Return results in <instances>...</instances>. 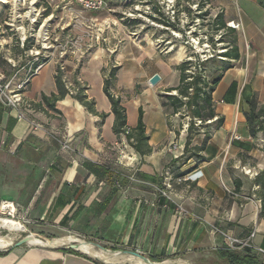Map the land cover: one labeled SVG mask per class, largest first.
<instances>
[{"label": "crops", "instance_id": "0c3cea01", "mask_svg": "<svg viewBox=\"0 0 264 264\" xmlns=\"http://www.w3.org/2000/svg\"><path fill=\"white\" fill-rule=\"evenodd\" d=\"M219 3L225 9V21L239 18L242 30L226 28L222 33L235 39L238 58L219 57L209 62V77L219 78L212 92L213 107L223 122L219 128L210 124L202 129L210 138L199 152L200 161L194 156L187 158L190 151L184 153L185 129L180 130V142L172 148L175 129L165 119L159 121L158 113L146 121L143 105L151 100L144 96L136 99V104L143 110L150 150L142 154L133 149L135 163L126 168V183L109 185L99 179L83 165L85 160L122 172L110 164L108 149L118 138L112 132L114 115L103 92L105 71L115 66L110 58L115 50L96 48L81 70L84 93L94 101L97 112L92 114L68 93L56 100L53 108L41 101L42 95L57 93L55 50L42 47L38 57L41 67L22 90L32 111L18 118L0 102V200L16 201L39 220L58 217L60 226L68 223V231L78 236L94 235L135 247L154 259L174 255L194 264H228L222 251L230 249L249 253L264 264V253L257 251L264 250V214L260 215V187L255 181L264 168V138L261 132L250 134L243 114L245 101L251 97L257 104L264 102V7L257 0ZM105 21L115 22L110 18ZM166 34L155 30L132 33ZM30 50L20 56L28 57ZM27 59L21 66L23 72L32 57ZM20 70L10 77L15 84L24 80ZM121 104H125L122 99ZM159 104L163 106L157 102V107ZM100 113L106 114L103 120ZM127 124L134 127L136 122ZM199 136L201 133L193 137L189 147L200 143L194 140ZM241 168L256 174L248 176ZM162 170L178 171L189 179L177 182L171 177L173 188L162 195L157 191L162 187ZM227 237L250 245L231 248ZM41 246L0 249V264H102L82 253Z\"/></svg>", "mask_w": 264, "mask_h": 264}, {"label": "rangeland", "instance_id": "374dc122", "mask_svg": "<svg viewBox=\"0 0 264 264\" xmlns=\"http://www.w3.org/2000/svg\"><path fill=\"white\" fill-rule=\"evenodd\" d=\"M107 2L111 9L110 12L92 14L81 9L74 0H0V73L4 79H9L17 73L18 69H21L19 75L25 79L26 72H23L21 66L28 60L27 58L32 56L29 51H27L28 57L20 56L22 55L19 50L21 48L20 41L24 37L28 38V44L32 51H39L38 57H40V50L43 49V35H50V48L55 50L53 58L56 59V65L60 63L63 66V75L71 86L74 85V78L82 85L81 70L85 68L88 54L91 51L98 47L114 49L115 51L110 58L112 64L118 68L115 71L116 78L111 86V91L125 102L127 121L131 122V125L135 124L139 106L136 104V99L147 96L153 104L150 102L148 105H143L146 121L153 115L156 116L157 113L159 121L165 119L166 124L175 129V139L171 143L172 148H174L180 142V130L185 129L188 119L180 114L174 116L168 106L159 104L157 107V102H161L164 96L168 94L165 92L166 88L177 84L179 73L176 67L179 63L186 59L194 61V55L198 57L199 55L201 57L208 56L210 53L217 55L222 50L223 44L217 43L213 50L210 43L205 40L209 35H171V29L166 30L164 27L155 24L137 26L135 21L121 18V11L129 7L128 3L131 0H107ZM106 18L114 19L115 22H107L105 21ZM135 30L139 32L146 30L166 31L167 34L132 35ZM106 31L114 32L116 35H102ZM191 31L202 33L203 30L199 29L197 23L193 25ZM16 41L19 44H16ZM63 48L67 49V52L60 57V51ZM12 53L15 57L11 56ZM66 58H68V62L65 61ZM208 66L209 63L206 69V74L209 76L211 69ZM112 68L109 66L105 74L108 75ZM154 74L159 75L160 79L152 85L149 83V79ZM93 91H96L95 86H93ZM172 93L175 92L170 94ZM153 120L155 123L156 119ZM202 129L199 127L201 136L194 139L195 142H200L203 138ZM194 136H196L195 130L193 131ZM133 149L122 135L108 149L109 159L112 160L110 164L121 168L123 173H127L126 168L132 167L126 163L128 162L127 157L132 155ZM7 157L15 158L14 156ZM240 171L248 176H252L254 173V171L244 168H241ZM160 173L163 181L166 173L163 170ZM172 178L176 179L177 177L172 175ZM172 188L171 183L167 190ZM33 191L34 189L31 191L32 194ZM4 200H10L17 204V210L13 217L1 214L0 217L11 218L24 226V231L19 232L11 244L27 234H31L38 241L73 235L85 241L98 243L111 251H138L152 260L146 251H141L135 247L117 245L108 239L94 235L78 236L73 231H68V223L60 226L56 222L58 217L46 216L43 220H39L38 217L28 215L16 201ZM8 235L9 232L0 227V236L6 237ZM27 244L41 246L30 240ZM10 245L1 250L7 249ZM86 256L101 262L96 258ZM166 259H182L189 264H194L174 255L156 260L161 262ZM129 263L132 264L128 260L121 262V264Z\"/></svg>", "mask_w": 264, "mask_h": 264}, {"label": "trees", "instance_id": "16d2710c", "mask_svg": "<svg viewBox=\"0 0 264 264\" xmlns=\"http://www.w3.org/2000/svg\"><path fill=\"white\" fill-rule=\"evenodd\" d=\"M257 1L264 7V0ZM132 2L133 0H131L128 4L130 5ZM214 26H216V29H226L225 19L222 15H218L216 17L214 20ZM227 36L228 35L221 34L215 38V35H209L207 38V42L210 43L213 49L217 43L223 44L221 47L222 51L217 53V55L214 54L203 61H200L198 56L194 55V58L196 59L195 61L192 59H186L179 63L176 67L179 73L178 84L174 87L166 88L165 92L168 94H166L161 101L163 106L171 108L172 114H180L182 117H187L188 119L185 127L186 137L184 142V153L190 151L187 158L194 156L198 161H200L201 156L199 152L204 149L208 139L210 138L209 132L204 130L202 132L203 138L200 143L189 147L193 140V131L195 130L196 134H198L199 127L206 128L210 124H213L215 128H219L223 122V117L216 115L212 100V92L214 91L219 78L218 76H214L212 78L209 77L206 74V69L207 64L213 60L212 58H238L235 39H229ZM16 44L19 43L16 41ZM29 48L30 45L28 44V38H26L19 50L20 52H23ZM117 68L118 67L114 66L103 80V92L110 102L111 112L114 115L112 132L117 138H120L123 135L134 150L143 154L150 150L148 146L149 137L145 133V124L143 122V110L141 107H138L136 125L134 127H129L127 124L126 109L121 104V98L119 96H115L111 91V86L116 78L115 71ZM62 76L63 72L60 70L59 66H57L55 74L57 93L51 94L50 96H41V101L48 107L53 108V103L69 92ZM73 87L75 92L71 96L78 100L90 113L97 114L94 107V101L88 100L86 94L84 93L85 87H83L78 81H75V85ZM173 91L175 94H170ZM245 103L246 109L243 111V114L245 116L250 134L254 135L256 132H261L264 138V102L257 104L254 97H251L246 100ZM99 116L103 120L106 117V114L100 113ZM83 165L94 172L99 179H105L109 185H112L114 181H118L120 184H124L128 181L127 174L123 172L119 173L116 168H113L110 165L95 164L87 160L83 162ZM171 174L174 177L184 176V173H178V171H173ZM255 181L260 187V215H263L264 168L256 174ZM113 191L114 189H109V193H112ZM66 251L81 254L74 250ZM84 256L87 257L86 255ZM222 256L227 259L228 264H262L257 257L249 253H241L230 249L222 251ZM152 260L154 262L159 261L154 258H152Z\"/></svg>", "mask_w": 264, "mask_h": 264}, {"label": "built area", "instance_id": "2783aa9c", "mask_svg": "<svg viewBox=\"0 0 264 264\" xmlns=\"http://www.w3.org/2000/svg\"><path fill=\"white\" fill-rule=\"evenodd\" d=\"M219 1L220 0H133L127 9L121 11V18L135 21L137 26L155 24L159 27H164L166 30L171 29V35H215V38H217L218 35L223 33L224 29H216V26H214V20L218 15H222L224 17L225 14V9ZM74 2L81 9L92 14L110 12L111 10L107 0H74ZM235 5L237 6V4ZM197 23L199 25V29L203 30L202 33L191 31L193 25ZM225 28L242 30V25L239 18L237 20H226ZM25 39V37L21 39V45H23ZM49 40L50 35H43L42 47L49 49L51 47ZM205 40L207 42V38ZM29 52L32 59L26 63V77L22 82L15 84L13 82V78L4 79L0 73V102L10 110L15 111L18 118H24L27 113L32 111L31 104L22 94L23 85L41 67V62L38 58L39 51L30 50ZM66 52L67 49L63 48L60 51V57L63 54H66ZM53 55L54 54H52V56ZM212 55L214 54L210 53V55H204L203 57L199 55L198 58L200 61H203ZM48 56L50 55H47V57ZM195 60L196 59H194V61ZM57 66H59L60 70L63 72V66L60 63ZM63 80L69 90L68 94L72 95L75 92L74 87L67 83L65 77H63ZM34 126L38 125L34 123ZM127 160L128 162L126 163L133 166L135 163L134 154L128 156ZM255 174L256 173H253L252 175ZM171 177V173L167 172L163 179L162 187L157 189L160 194L166 195L167 189L170 188ZM188 179L189 178L187 176H183L177 177L176 181L182 182ZM225 190L234 194L227 188H225ZM16 210L17 204L13 201H0L1 215L13 217ZM227 239L228 245L231 248L250 245L247 241H241L230 237H227ZM257 251L259 253H264V250L260 248H258Z\"/></svg>", "mask_w": 264, "mask_h": 264}, {"label": "bare ground", "instance_id": "6f19581e", "mask_svg": "<svg viewBox=\"0 0 264 264\" xmlns=\"http://www.w3.org/2000/svg\"><path fill=\"white\" fill-rule=\"evenodd\" d=\"M0 227L9 232V235L6 237L0 236V249L5 248L6 246L11 244V241L18 235L19 232L24 231V226L17 221H14L11 218H2L0 217ZM28 240L32 241L33 243H38L40 245H57L63 246L68 245L70 243H76L77 251L84 253L90 257L96 258L105 264H121L124 260L130 261L132 264H189L182 259H166L161 262H150L144 261L143 259L136 257L131 254L121 253L120 251H111V250H104L99 247H95L92 242L85 241L82 239L77 238L76 236H63L59 238H54L50 240L43 239L44 241H38L37 239L33 238L31 234H29ZM13 242V241H12ZM28 243V242H27ZM130 264V263H129Z\"/></svg>", "mask_w": 264, "mask_h": 264}, {"label": "water", "instance_id": "95a60500", "mask_svg": "<svg viewBox=\"0 0 264 264\" xmlns=\"http://www.w3.org/2000/svg\"><path fill=\"white\" fill-rule=\"evenodd\" d=\"M160 77L157 74H154L150 79H149V83L150 84H155L159 81ZM174 92V91H173ZM175 94V93H172ZM29 234L21 237L20 239H18L15 243L11 244L8 248L10 247H18L24 244H27L28 242V238H29ZM46 240H50V239H46ZM95 247H99L102 248L104 250H106V248H104L102 245L98 244V243H92ZM44 247H50V248H57V249H62V250H74L77 251L76 249V243H70L68 245H63V246H57V245H45ZM79 252V251H78ZM121 253H125V254H131L134 255L136 257H139L141 259H143L144 261H150L151 263L153 262L152 260L148 259L147 257L143 256L142 254H140L138 251H132V250H122L120 251ZM81 253V252H80ZM84 254V253H82ZM86 255V254H84Z\"/></svg>", "mask_w": 264, "mask_h": 264}]
</instances>
